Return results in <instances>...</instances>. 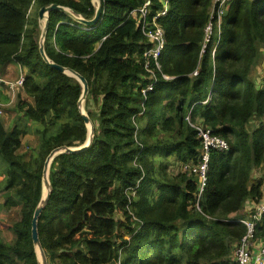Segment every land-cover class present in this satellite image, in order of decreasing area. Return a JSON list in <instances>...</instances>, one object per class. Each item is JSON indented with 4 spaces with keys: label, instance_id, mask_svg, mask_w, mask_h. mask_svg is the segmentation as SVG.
<instances>
[{
    "label": "trees",
    "instance_id": "trees-1",
    "mask_svg": "<svg viewBox=\"0 0 264 264\" xmlns=\"http://www.w3.org/2000/svg\"><path fill=\"white\" fill-rule=\"evenodd\" d=\"M101 1L103 14L88 30L63 12L48 13L45 53L86 80L94 124L87 150L61 154L51 166L52 192L38 221L48 264H236L232 252L246 233L240 221L264 199V179L254 175L264 165V77L250 78L264 47V0H232L213 56L214 36L200 54L212 0H167L157 19L165 37L159 62L172 78L156 72L146 99L147 43L129 18L145 0ZM163 1L151 0L149 17ZM51 4L86 20L95 13L90 0H0V75L24 69L20 89L29 99L19 105L23 125L7 129L0 119L4 191H13L0 207L20 213L7 226L12 243L0 240V264H37L31 219L44 160L86 137L76 107L81 87L42 60L39 24L28 15L32 5ZM187 116L228 144L210 152L202 190V143ZM27 125L40 145L24 160L15 152ZM253 236L264 241V213Z\"/></svg>",
    "mask_w": 264,
    "mask_h": 264
},
{
    "label": "built area",
    "instance_id": "built-area-1",
    "mask_svg": "<svg viewBox=\"0 0 264 264\" xmlns=\"http://www.w3.org/2000/svg\"><path fill=\"white\" fill-rule=\"evenodd\" d=\"M253 1V0H250ZM232 0H212L211 6L209 8V14L207 22L203 29V40L201 45L200 54H202L214 36V46L212 48V55L218 45L222 32L223 18L228 12ZM151 6V0H145V2L139 7L131 12H129V18L136 20L141 35L145 38L147 47L143 52L144 58V70L148 75L149 83L147 86L141 90L142 98L146 99V95L153 89V85L157 80L156 72L161 74L164 80H169L170 77L163 74L160 71L159 58L165 45L164 31L159 25L157 19L163 16L167 12V0L163 1L162 9H160L155 15L149 17ZM84 30H88L86 26ZM197 70H194L193 76H196ZM24 80V75L17 79L15 82H6L2 77H0V82L6 85V95L8 98L13 96L15 89L21 88ZM10 99V98H9ZM209 97L202 103L208 102ZM4 104L0 102V117L3 115ZM189 125L196 131L197 136L201 139L202 143V163L198 168L202 176L201 179V190L204 186L205 177L204 172L207 167V162L209 154L211 151H227L228 144L219 135L212 132L209 127L203 126L202 124L193 123L190 121L189 116L186 117ZM254 212L251 218L241 220L240 222L245 226L246 233L242 237L241 241L235 247L232 252V260L236 264H264V241L261 239L254 238V229L258 221H260L262 214L264 213V199L260 205L254 208ZM119 264V261L117 262Z\"/></svg>",
    "mask_w": 264,
    "mask_h": 264
},
{
    "label": "water",
    "instance_id": "water-1",
    "mask_svg": "<svg viewBox=\"0 0 264 264\" xmlns=\"http://www.w3.org/2000/svg\"><path fill=\"white\" fill-rule=\"evenodd\" d=\"M90 1L93 3V0H90ZM53 10L60 11V12L67 14L72 19H74L75 22L80 23L86 27L94 26L103 14L101 0H97V6L95 7L94 16L89 20H86L79 15L77 16L75 15V12L71 11L70 9L56 5V4H51L49 6L41 7L38 10L37 18H38V24L40 28V35L38 38L39 55L49 67L57 70L58 72H60L61 74L69 78L76 80L79 83L81 87V94L79 95V98L76 102V107H77L79 115L83 119L84 126L86 129V137H85V141L83 142V144L79 146L61 145V146L53 148L44 160L42 172H41V178H40V196L33 210L32 219H31L32 248H33V252H34L37 264H48V258L45 254V251L39 239L38 221H39L40 215L42 214L48 202L50 194L52 192V185L50 181V171H51V166L53 164V160L61 154H73V153H79V152L87 150L91 146L93 142V138H94V124L92 120L90 119V117L88 116L86 106H85L86 98L88 95V85H87L86 80L83 77H81L79 74H77L76 72L72 71L71 69L57 65L52 60H50L45 53L44 41H45L46 31L48 27V13ZM41 22L43 23V25Z\"/></svg>",
    "mask_w": 264,
    "mask_h": 264
},
{
    "label": "rangeland",
    "instance_id": "rangeland-1",
    "mask_svg": "<svg viewBox=\"0 0 264 264\" xmlns=\"http://www.w3.org/2000/svg\"><path fill=\"white\" fill-rule=\"evenodd\" d=\"M250 1V0H248ZM95 6V5H94ZM96 7V6H95ZM38 10L35 5H32V7L28 11L29 17L37 18ZM38 21V18H37ZM43 25V23H42ZM202 45V42H201ZM212 55V51H211ZM257 67V68H255ZM257 69V71H256ZM9 73H7L5 76L0 75L4 81L6 82H15L17 79H19L21 76L25 75V70L21 69L20 66L15 65L12 67H9ZM160 71L161 67H160ZM194 72V70H193ZM193 72L191 74H193ZM163 73V72H162ZM252 78H256V76H262L264 77V47H261L259 50V56L257 57L255 66L253 68V72H251ZM168 76V75H167ZM170 77V76H168ZM172 77H170L171 79ZM251 78V75H250ZM169 79V80H170ZM6 85L4 83L0 82V93L3 90V94L5 96L6 94ZM19 88L15 89V92L13 96H10L9 101L7 103H4L0 101L2 104H4L3 107V115L0 117V119L3 121L5 128L11 129L15 124L20 122V118L22 116V111L19 110L20 102L29 100L27 96L23 93V91ZM2 94V93H1ZM8 98V97H7ZM26 98V100H24ZM20 125H23L22 123H19ZM257 124L256 120H251L250 124L248 125V130L251 131ZM19 125V126H20ZM21 127V126H20ZM26 135L21 137V147L16 150L15 154L23 158L24 160L30 159L32 156L35 158L39 153V145H40V138L32 133L31 127L28 125L26 126ZM160 135V134H159ZM170 162H172L171 167L169 168V172L171 174H174L175 172H178L176 163L174 164V160L172 158L169 159ZM176 166V167H175ZM6 164L4 161L0 158V206L5 201V198L7 195H12L13 191L5 192L4 191V179H5V170ZM254 175L256 179H264V165L258 167L254 170ZM264 181V180H263ZM6 193L7 195H4ZM20 213H19V207H12L10 209L1 208L0 207V240L4 244H11L13 241V234L10 231L9 228L5 227L8 225H11L15 221L19 219Z\"/></svg>",
    "mask_w": 264,
    "mask_h": 264
},
{
    "label": "crops",
    "instance_id": "crops-1",
    "mask_svg": "<svg viewBox=\"0 0 264 264\" xmlns=\"http://www.w3.org/2000/svg\"><path fill=\"white\" fill-rule=\"evenodd\" d=\"M255 68H257V67H255ZM256 71H257V69H256ZM251 72H253V69H252V71ZM250 75H251V80H253L254 82H256L257 83V81L256 80H258V79H260L262 76H259V74H258V76H256V78H252V74L250 73ZM257 84H259V83H257ZM2 95L4 96V94H3V90H2ZM6 95V94H5ZM7 98V97H6ZM9 100V99H8ZM4 195H7L6 193H4ZM1 203V202H0ZM9 226V225H8ZM5 227H7V226H5Z\"/></svg>",
    "mask_w": 264,
    "mask_h": 264
},
{
    "label": "bare ground",
    "instance_id": "bare-ground-1",
    "mask_svg": "<svg viewBox=\"0 0 264 264\" xmlns=\"http://www.w3.org/2000/svg\"><path fill=\"white\" fill-rule=\"evenodd\" d=\"M93 4L97 6V0H93ZM42 23V22H41Z\"/></svg>",
    "mask_w": 264,
    "mask_h": 264
}]
</instances>
